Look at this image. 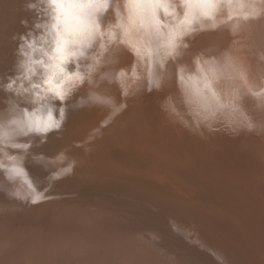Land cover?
I'll return each instance as SVG.
<instances>
[{"label": "rangeland", "instance_id": "1", "mask_svg": "<svg viewBox=\"0 0 264 264\" xmlns=\"http://www.w3.org/2000/svg\"><path fill=\"white\" fill-rule=\"evenodd\" d=\"M105 2H110L114 6L118 5V0H105ZM219 3L225 5L224 8L226 10H224L222 7L218 9L219 11L213 10V12L216 11V13H212L211 16L205 17L200 13L198 18H195V14H193V17L191 18L193 22H191L190 25L181 26L180 31L184 30L185 26L194 29V31L188 33L185 32V34L183 35L184 37H177V52L180 53V55L168 56L167 59L164 60V62L166 61V70L162 69L163 66L161 68L162 59L159 61V56L162 47L160 43L162 40L166 42L165 44L168 47L167 41L169 38V32L167 31V29L161 28V30L156 29L154 26H150L147 29L141 28L139 31H136L135 29L129 31L130 33L128 38L129 43L127 44V53L130 60V66L132 67V70L133 68L137 70L136 73L138 78L131 77L129 84L123 88L117 85H112L111 81L109 80H104L106 79V77H104V74L100 70L103 68L102 62L106 61L110 54L115 52V44L109 46L107 52H105L100 57V63L96 66V71L92 74L91 80L89 81L88 79H85L86 81L84 80V83L76 86L73 89L71 95L68 97L70 99L67 98L62 104L59 100L55 102L57 107L64 106L66 108V119L62 127L59 130L50 131L46 135L38 136V134H31L27 137H21L19 138L18 142L28 143L30 144V147L27 150L9 149V152L11 151L10 153L12 155L23 157L22 161L24 163H22V166L25 169H29H26L27 175H29V182L33 184L32 186L37 190L39 188H43L44 185L57 182L61 183L65 182L66 180L71 182L80 181L78 187H82L84 185L90 184L89 182L83 181L85 176H87L88 179H92L94 177L93 179H97L102 183L112 181L119 182L121 180L120 183L125 187H143L147 190L164 192L165 197L167 198H171L174 200L175 198H178L185 200L186 202L190 201V199H196L199 197H197L198 195L196 193V186L193 182L192 176L186 170L178 168V166L175 165V160H178V158L181 157H185L186 159L184 160H187V164L185 165H215L222 177L232 187L233 193L235 194V199L230 200L222 198L219 199L218 197L214 198V196L211 197V195H207L206 193L205 196H201L202 199L199 198L200 201L198 200V203L200 202V204H204L214 210L219 211L223 217V220L229 223V226H232V228L236 231L238 228V232L235 233L237 236L235 237L234 233L232 235L233 238H238V243L236 242L235 246L242 258L243 264H264V156L261 157L264 153V98H262V95L264 96V92L262 93V89H264V59H262L263 61L260 63L259 67L260 70H263V74L255 72L256 81L252 82V86L255 87L256 93L262 94L259 95L258 99H261L263 103L258 102L257 99V102H255V104L253 103V107L250 101L251 99H249V96L251 98L252 93H250L252 89H250L249 87L251 85L246 87L242 84L241 81L238 80L239 78H230L232 75L230 68H223L222 71L224 72V75L222 76V79H224L221 81L216 80L213 83V88L215 91L217 87V91L219 94L218 96L220 98L219 103L223 104L224 107L217 106L215 101L207 100L206 97L210 96V93H208L206 89H204L203 96L198 93L195 94L198 87L199 89L203 88V82L201 83V80L197 79L195 83L189 81L188 83L184 84L178 79L177 76L174 75L179 67H184L186 69L184 72L186 81L190 76L197 77V70L196 72L194 71V69H196L194 58L198 55H202V59L204 60L213 59L207 44H204L205 39L202 38V35H200L201 32H199L200 30L205 31V24L206 26L208 25V27L210 26V28H212V25L214 28V26H219V24L223 27V31L221 34H224L225 39V42L223 44L225 56L229 55L231 51L230 47L233 46L232 49L234 48L235 42H233V39H235L236 37L238 38L239 35V42L240 40H242L243 34H239L240 31L241 33H244L245 29L243 28H246L247 25L249 26V28L252 27L254 30L252 32L253 34H248L250 35V39L254 41L253 43H251V46H255V49L253 50L254 52L256 51L255 63L257 64L260 60V54L264 56V52L261 48V46L264 45V0H241V2L240 0H232L231 3H229L228 0H219ZM241 4H243L241 7H236V5ZM244 8H246V10ZM181 11L183 12L184 10H178V13L180 19H183V13ZM218 12L220 15L218 14ZM212 17L214 18V20ZM244 17H247L248 19H245ZM116 21V8L110 7L101 16L100 22L102 25L108 26L110 24H115ZM255 24L259 28L256 27ZM239 25L242 29L239 27ZM198 27H200L201 29L199 30ZM117 31L119 33V30ZM228 35L231 36L228 37ZM206 36L207 35H205V38ZM241 36L242 38H240ZM189 37H191L192 39H189ZM246 37H248V35ZM187 38L189 40H187ZM187 41H190L191 44ZM187 44L190 45H188V49L184 47V45ZM54 46V41H52L51 44H46L45 48L51 51ZM201 46H203V48ZM257 47L259 49L261 48L260 50L262 52L257 49ZM137 48L140 49L141 54L137 53ZM184 49L187 51H184ZM92 51L97 52V49L93 48ZM92 51H90V54L93 53ZM146 51H150L151 54L149 56H144L143 54ZM182 51L184 53H182ZM37 58H41L39 54H37ZM89 62L90 61L88 60H82L80 63L81 65H87ZM157 62H159V65ZM219 64L225 65L226 61H221ZM261 64L263 65V68ZM158 66L159 71L167 72V74L160 73L158 71ZM99 70L101 73L99 72ZM10 72L12 73V75L3 74L4 76L0 78V93L3 96L2 99L8 101L16 100L21 102L22 105L31 107L30 104H27L25 102L22 96L17 95L14 92L6 91L4 89L3 85L8 83L11 79H14L20 73V71L15 70H10ZM3 77L5 78L3 79ZM163 79L165 81L167 80L166 82L170 88L166 89V87L161 82ZM156 80L160 81L159 87L155 86V84L152 85L153 81ZM182 84H184L185 86L183 87ZM86 88L88 90H86ZM153 89L154 91L156 90L155 92L158 93V95L152 92ZM107 90L110 91L108 92ZM111 92H113L114 94ZM101 93L107 95L109 101L111 102H108V113L102 116L99 113L96 116H86L82 114L81 107L85 106L84 102L86 104L89 103L88 100L92 99L91 97H94L96 96V94L99 95ZM232 94L233 96H238V99L235 101V110L233 109L232 103H230L233 100ZM129 96H131L133 99ZM189 96L191 97L188 98ZM222 96L224 97L222 98ZM159 98L163 99V101ZM167 100L168 102L166 103ZM161 101L163 102V104L161 103ZM130 103H132L133 107L130 106ZM73 104L76 105L74 106ZM207 105L208 108L206 109ZM117 109H119V111H117ZM211 114L213 115V118H210L212 116ZM75 115L76 117H78L76 118ZM204 116H207V119H205ZM215 116L216 118L214 119ZM218 117L220 118V120ZM91 118L93 119V121L91 120ZM217 118L219 121L217 120ZM89 119L92 121L90 122V124ZM183 121L185 123H183ZM163 122L166 124H164ZM171 122L174 126L171 124ZM248 124L251 126H249ZM89 126H92V129L89 128ZM172 127L174 128V131ZM50 136H53V138H51ZM259 136L260 138L262 136L261 140ZM99 137H101L102 139L104 138L105 140H102ZM183 141H185L186 143L184 144ZM51 144H53V146ZM104 144L106 146H104ZM202 148L204 150H202ZM207 149L209 150V152ZM63 156L65 157V160ZM71 157L73 158L70 163L69 159ZM58 158L62 159L56 160ZM60 161H62V163ZM55 163H58L59 165H53ZM70 164L72 165V171L70 173L64 172L63 170ZM103 164L105 165L103 166ZM51 165L53 166L51 167ZM55 167L57 168V171ZM256 169L258 172H256ZM245 170L246 172H244ZM69 174L71 175V177L69 176ZM0 184L20 185L19 181L9 180L3 170H0ZM223 197H225V195H223ZM5 198L6 197L2 198L0 190V201L2 200L3 202H8V199ZM242 222L244 224H242ZM9 225L12 226L13 224L10 223ZM223 238L226 240L225 236H223ZM249 247H252L253 250ZM247 248H249L250 250ZM255 254L258 256L257 260L255 259L257 257ZM260 257L263 258L261 259ZM250 258H252L251 260L253 261H251ZM206 259L208 260V262L211 260V264H218L216 263V261L214 262V260H212L210 257Z\"/></svg>", "mask_w": 264, "mask_h": 264}, {"label": "bare ground", "instance_id": "2", "mask_svg": "<svg viewBox=\"0 0 264 264\" xmlns=\"http://www.w3.org/2000/svg\"><path fill=\"white\" fill-rule=\"evenodd\" d=\"M240 2H241V0H240ZM30 3H36L37 7L36 8H29L28 5ZM124 3H125V0H118L120 19L122 20L123 23L127 24L128 13H127V10L123 7ZM223 9L226 10L224 7H223ZM244 9L246 10V8H244ZM216 11H219V10H216ZM216 11H214L212 13H216ZM246 13H247V11H246ZM218 14H219V12H218ZM219 15H217V16H219ZM238 16H240V15H238ZM228 17H230V16H228ZM245 19H243V20H245ZM213 20H214V18H213ZM47 21H48V16L43 11V5L40 4L39 0H0V78L2 76H4L3 74L12 75L10 70L21 71L18 67L19 61H20V59H22L18 55L19 45L22 42L20 40V37L22 35H27L29 32H31L33 34V36L37 37V38L40 36H46L45 30L44 29H38L35 27V25L38 23H45ZM215 21H217V20H215ZM203 24H204V22H203ZM240 25H239V27H240ZM255 26H256V24H255ZM243 27H245V26H243ZM256 27H258V26H256ZM198 28H199V30L201 29L200 27H198ZM204 29H205V31L200 30L199 32H201L200 35H202V38L205 39L204 44L205 45L207 44L213 59H215L219 63L221 61L225 62V60H224L225 59L224 58L225 57V53H224L225 50H224V46H223L225 39H224V34H221L223 31V27L219 24V26H216V27L214 26V28L212 25V28H210V26L208 27V25L206 26V24H205ZM243 29H245L244 33L243 32L241 33V31L239 33V34H243V38H242V36L240 37V38H242V40H240V42H239V35H238V38L236 37L235 39H233V42H235L234 48L232 49L233 46L230 47L231 51H230V53L228 51V53L231 57H233V59H235V61L238 65L243 66V68L246 70L247 82L242 81L240 79H238V80L241 81L243 85L248 87L249 85L252 86L253 81H256L255 72L256 73L259 72V74H263V70L262 69L260 70V68H259L260 63L263 60H262V55L260 54V60L258 61L257 64L255 63V57H256L255 52L256 51L255 52L253 51L255 49V46H251V43H253L254 41H252V39H250V35L248 34V33H252L254 31L253 28L252 27L249 28V26L247 25L246 28H243ZM129 33L125 37L126 39L129 38ZM119 34L123 35V29H119ZM205 35H207L206 36L207 39L205 38ZM247 35H248L249 39H248V37H246ZM230 36L228 35V37H230ZM190 38L191 37H189V39ZM48 39L51 41V38H48ZM189 39L187 38V40H189ZM187 42L190 43V41H187ZM51 43H52V41L50 42V44ZM159 43H160V41H159ZM161 43H160V45L162 47H161V51H160L159 61L162 59V61H161L162 64L160 63L161 68L163 66L162 69L166 70V61L164 62V60L167 59V57H168V55H166V52L168 51V47L166 46V44H165L166 42L164 40H162ZM187 45H189V44H187ZM193 46H194V44H193ZM196 46H197V44H196ZM201 47L203 48V46H201ZM261 48L264 52V45L261 46ZM257 49H259V48L257 47ZM114 50H115V52L111 53L110 56L108 57V59L107 60L105 59L106 61L102 62L103 68L100 70L104 74V77H106V79L103 78L104 80H109V81H111L112 85H117V86L123 88L129 84L131 77H132V75H131L132 74V67L130 66V60H129L128 53H127V44L116 43L114 45ZM162 51H163V53H162ZM184 51H187V50L184 49ZM111 52H112V50H111ZM155 52H157V51H155ZM109 53H110V51H109ZM182 53H184V52L182 51ZM226 55H227V53H226ZM107 56H105V57H107ZM36 58H37V54H36ZM137 62H138V60H137ZM182 62H183V60H182ZM157 63L159 65V62H157ZM261 66L263 68L262 64H261ZM100 70H99V72H100ZM121 71L124 72L123 77H121L119 75ZM158 71H159V66H158ZM194 71L196 72V69H194ZM159 72L163 73V74L164 73L167 74V72H164V71L163 72L159 71ZM189 72H191V71H189ZM189 76H190V74H189ZM4 78L5 77H3V79ZM223 79L221 78L219 80L221 81ZM229 80H228V82H229ZM166 81L163 79L161 82L163 83V85L167 89L170 87ZM217 82H216V84H217ZM225 82H226V79H225ZM225 82H224V84H225ZM201 83H202V81H201ZM231 83H232V81H231ZM184 84H186V83H184ZM184 84H182L183 87L185 86ZM152 85H154V83H152ZM193 86H195V85H193ZM251 86H249L250 89H252L250 91V93L251 92L256 93L255 87H253V86L251 87ZM86 90H88V89L86 88ZM90 90H91V88H90ZM115 90H117V89H115ZM155 91H154V89L152 90V92L156 93ZM216 91H217V87H216ZM83 92H85V91H83ZM111 93H113V92H111ZM252 93H251V98L249 96V99H251L250 101H251L252 107H253L255 102H257V99L259 98V96L253 95ZM156 94L158 95V93H156ZM156 94H153V95H156ZM195 94H197V92H195ZM217 94H218V91H217ZM96 96H101L104 99H106L108 102H110L107 95H105V94H102V93L99 95L96 94ZM232 96H233V94H232ZM247 96H248V94H247ZM79 97H81V96H79ZM129 97H131V96H129ZM190 97L191 96H189L188 98H190ZM223 97L224 96H222V98ZM2 98H3V96L0 93V117H7L10 114V112L13 110L14 105H19L20 108H30L27 105H22L21 102H19V101H16V100L8 101V100H4ZM161 98H159V99L163 101V99H161ZM262 98H264L263 95H262ZM68 99H70V98H68ZM88 99H90V98H88ZM84 100H86V99H84ZM88 101H89V103L86 104L84 102L85 106L81 107V113L82 114H84L86 116H96L99 113L102 116V115L108 113V102L107 103H101V102H98L94 99H90ZM162 101H161V103L163 104ZM167 102H168V100L166 101V103ZM173 102H174V100H173ZM258 102L261 103L262 102L261 99H258ZM130 104H131L130 106H132V103H130ZM73 105L75 106L76 104H73ZM177 106H178V104H177ZM207 108H208V105H207L206 109ZM69 109H71V108H69ZM113 109H115V108H113ZM217 109H218V107H217ZM263 111H264V108H263ZM79 115H80V113H79ZM255 115H257V114H255ZM75 117H76V115H75ZM210 118H213V115ZM215 118H216V116L214 117V119ZM218 118H217V120H218ZM262 119H263V117H262ZM91 120L93 121L92 118H91ZM91 120L89 119V124H90V122H92ZM219 120H220V118H219ZM113 122H115V121H113ZM183 123H185V122L183 121ZM92 124H94V123H92ZM164 124H166V123H164ZM171 124H172V122H171ZM178 124H179V122H178ZM91 127L89 126V128H91ZM229 128H227V129H229ZM85 129H86V127H85ZM151 129H153V128H151ZM231 130H232V127H231ZM173 131H174V128H173ZM149 132H150V129H149ZM126 134H128V133H126ZM137 135H138V133H137ZM220 135H221V133H220ZM38 136H39V134H38ZM152 137H154V136H152ZM51 138H53V136ZM99 138H101V137H99ZM259 138H260V136H259ZM261 138H262V136H261ZM261 138H260V140H261ZM181 139H183V138H181ZM184 139H186V138H184ZM158 141H160V140H158ZM176 141H178V140H176ZM183 142H184V144L186 143L185 141H183ZM49 143H51V142H49ZM51 145L53 146V144H51ZM257 145H259V144H257ZM104 146H106V145L104 144ZM60 147H62V146H60ZM256 147H255V149H256ZM42 149H44V148H42ZM202 150H204V149L202 148ZM161 152H163V151H161ZM208 152H209V150H208ZM12 153H15V152H12ZM154 153H156V152H154ZM58 155H60V154H58ZM235 156H237V155H235ZM263 156H264V153L262 154L261 157H263ZM29 158H33V157H29ZM72 158L73 157H71L69 159L70 163L72 161ZM49 159H50V157H49ZM59 159L61 160L62 158H58L56 160H59ZM176 159H177V157H176ZM184 159H186V158L185 157L178 158V160H175V165H177L178 168H180V169L186 170L192 176L193 182L195 183V186H196V193L198 195L197 197L202 199L201 196H205L207 193V195H211V197L214 196V198L218 197L219 199L222 198V199H230V200L235 199V194L233 193L232 187L222 177V175L219 173V171L217 170L215 165L214 166H206V165L196 166V165L190 164V166H189V165H185V164H187V160H184ZM64 160H65V157H64ZM263 160H264V158H263ZM62 161H60V162L62 163ZM69 161H67V162H69ZM98 161H99V159H98ZM206 161H207V159H206ZM233 162H235V161H233ZM22 163H24V162L22 161ZM56 164H58V163H55L53 165H56ZM53 165H51V167ZM104 165L105 164H103V166ZM184 167H186V168H184ZM257 168H259V167H257ZM26 169H28V168H26ZM55 169L57 171L56 167H55ZM61 170H62V168H61ZM244 172H246V170ZM256 172H258L257 169H256ZM256 172H255V174H256ZM36 173H38V172H36ZM46 174H47V172H46ZM46 174H45V176H46ZM260 174H261V172H260ZM27 176H29V175H27ZM69 176L71 177L70 174H69ZM103 176H104V173H103ZM31 177H33V176H31ZM93 178L88 179V177L85 176L83 181L89 182L90 184L84 185L82 187H78V185L80 184V181L71 182V181L66 180L65 182H61V183H59V182L52 183V184L46 183L47 185H44L43 188H39L38 190L36 189L37 192L43 194L42 199L38 202H33L30 196L20 197V196H17L15 194L17 192V190H20L21 192L26 191V187H22L20 185L0 184V190H1L2 198L6 197L5 199H8V202H3L2 200L0 201V264H211L212 263V262H210L211 260L208 262V260L206 259L209 257L212 260H214V262L216 261V263H218V264H243L242 258H241L240 254H239V252L235 246V243L238 241V238H233V235H232L233 233L235 234L238 232V228L236 231L235 229L232 228V226H229V223H227L225 220H223V217L219 211L214 210L211 207L206 206L204 204H200V202L198 203L199 198H196L197 200L196 199H190V201H187V202L185 200L178 199V198L177 199L175 198V200H174V199L165 197L164 192L147 190L146 188H143V187L142 188H137L134 186L125 187V186H123V184L120 183L121 180L119 182H117V181L113 182L112 181V182H105V183L103 182L102 183L101 181H98L97 179H96L97 180L96 181ZM96 178H98V177H96ZM186 179H188V178H186ZM197 188H198V190H197ZM223 195H225V197H223ZM10 223H12L13 225L12 226L9 225ZM230 223H232V222H230ZM242 224H244V223L242 222ZM223 236H225L226 240L223 238ZM236 236L237 235L235 234V237ZM242 239H244V238H242ZM249 248H247V249H249ZM247 249H246V251H247ZM250 249H252V247ZM250 252H252V251H250ZM253 258H255V257H253ZM257 258H258V256L255 259L257 260ZM260 258L262 259L263 257H260ZM251 259L252 258H250V260ZM250 260H248V261H250ZM251 261H253V260H251ZM259 263H261V262H259Z\"/></svg>", "mask_w": 264, "mask_h": 264}, {"label": "clouds", "instance_id": "3", "mask_svg": "<svg viewBox=\"0 0 264 264\" xmlns=\"http://www.w3.org/2000/svg\"><path fill=\"white\" fill-rule=\"evenodd\" d=\"M48 21L35 25L44 29L46 36L34 37L31 32L22 35L18 55L22 58L18 67L20 73L3 87L24 98L30 108L14 105L7 117H0V170H3L11 181H19L26 191L17 190L20 197L30 196L33 202L42 199L43 194L29 182L27 171L22 166L23 157L12 155L9 149H24L28 143L18 142L19 138L31 134L46 135L59 130L66 119V108L57 107L56 101L63 103L73 89L85 79L91 80L100 57L107 52L109 46L121 43L128 44L125 37L129 31L154 26L156 29H167L170 33L178 32L181 26L191 23V18L199 17L202 10H218L222 4L188 3L187 0H125L123 7L127 10V24L120 19L119 6L110 2L94 3L93 0H39ZM231 6V5H228ZM29 8H36L30 3ZM115 7L117 21L104 26L101 16L110 8ZM241 7V5H236ZM178 10L183 11V19L179 18ZM123 29V35L117 30ZM54 41V48L49 51L46 44ZM96 48L97 52L90 54ZM55 53V55H54ZM39 54L41 58H36ZM150 51L144 52L149 56ZM82 60L90 63L81 65ZM124 73L123 71L120 72ZM151 76V73H150ZM132 77L138 78L135 68ZM35 78V79H34ZM195 83V82H192ZM93 99V97H92ZM207 119V116H204ZM19 169V172L14 171ZM72 171L70 164L63 170Z\"/></svg>", "mask_w": 264, "mask_h": 264}, {"label": "snow or ice", "instance_id": "4", "mask_svg": "<svg viewBox=\"0 0 264 264\" xmlns=\"http://www.w3.org/2000/svg\"><path fill=\"white\" fill-rule=\"evenodd\" d=\"M94 3H104L105 0H93ZM188 3H192V2H196L199 4H210V5H215L219 3V0H187ZM229 3L232 2V0H228ZM242 6V4H241ZM201 14L204 16H211L212 15V11L208 10V9H204L201 11ZM247 18V17H245ZM186 25H190V23L186 24ZM194 31L191 28L185 27V29L183 31H178V32H173L169 34V38L167 41V45H168V51L166 52V55L168 56H179L180 53L177 52V48H178V44H177V37H181L185 34V32H191ZM185 48L188 47V45H184ZM137 53L141 54L140 49L137 48ZM55 55V53H54ZM262 59H264V56H262ZM225 61L226 64L225 65H221L219 64L215 59L212 60H204L202 59V55H198L194 58V62L196 64V70L198 73L197 77H188V80H185L184 77V72H185V68L184 67H179L176 72L174 73L175 76L178 77V79L183 82V83H188V81L191 82H196L197 79L201 80L203 82V89H196L197 93L200 95H204V89L207 90L208 93H210V96L206 97L207 100L209 101H215L216 104L219 107H224L223 104H220V98L218 96V94L216 93V91L213 88V83L216 80H219L222 78V76L224 75V72L222 71L223 68L227 67L231 69V77L230 78H239L242 81L247 82V72L246 70L243 68V66L238 65L235 60L230 56H225ZM124 76V73H121V77ZM153 83L159 87V81H153ZM262 92H264V89H262ZM253 95L259 96L261 95V93H252ZM94 100L101 102V103H107L108 101L106 99H104L101 96H94L93 97ZM238 99L237 95L233 96V100L230 102L233 105V109L235 110V101ZM174 110V109H173ZM117 111H119V109H117ZM251 126V125H249ZM14 171L19 172V169H14Z\"/></svg>", "mask_w": 264, "mask_h": 264}]
</instances>
